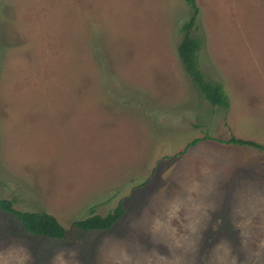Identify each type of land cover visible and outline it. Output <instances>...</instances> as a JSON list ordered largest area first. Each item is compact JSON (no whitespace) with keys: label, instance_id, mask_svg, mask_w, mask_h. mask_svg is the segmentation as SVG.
<instances>
[{"label":"rangeland","instance_id":"1","mask_svg":"<svg viewBox=\"0 0 264 264\" xmlns=\"http://www.w3.org/2000/svg\"><path fill=\"white\" fill-rule=\"evenodd\" d=\"M194 1L226 108L176 53L185 0H0V198L65 229L0 210V264H264V150L224 141L264 144V0Z\"/></svg>","mask_w":264,"mask_h":264},{"label":"trees","instance_id":"2","mask_svg":"<svg viewBox=\"0 0 264 264\" xmlns=\"http://www.w3.org/2000/svg\"><path fill=\"white\" fill-rule=\"evenodd\" d=\"M192 8V13L180 25V38L176 45V53L188 78L196 89L213 106L226 108L228 101L222 89V84L210 79L200 68L196 50L200 36L193 34L198 8L194 0H185ZM198 138L194 137L188 144H194ZM225 142L239 145H250L264 150V144L253 139L230 135ZM12 199L0 198V210L12 213L21 223L22 228L29 234L49 238L65 236L64 227L50 213L44 210H20L12 206ZM121 201H118L105 213L90 212L87 215L72 220V225L81 230H104L109 228L123 213Z\"/></svg>","mask_w":264,"mask_h":264}]
</instances>
